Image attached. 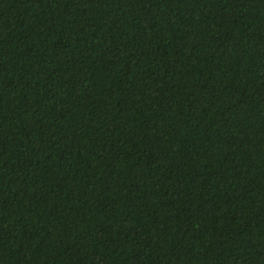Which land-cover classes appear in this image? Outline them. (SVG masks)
Returning a JSON list of instances; mask_svg holds the SVG:
<instances>
[{
	"label": "trees",
	"instance_id": "1",
	"mask_svg": "<svg viewBox=\"0 0 264 264\" xmlns=\"http://www.w3.org/2000/svg\"><path fill=\"white\" fill-rule=\"evenodd\" d=\"M0 264H264V0H0Z\"/></svg>",
	"mask_w": 264,
	"mask_h": 264
}]
</instances>
